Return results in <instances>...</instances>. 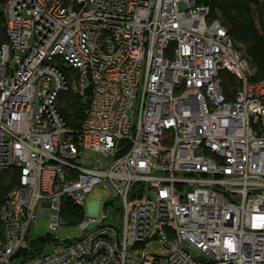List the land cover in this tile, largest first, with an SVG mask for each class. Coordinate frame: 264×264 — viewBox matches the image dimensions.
Masks as SVG:
<instances>
[{
    "label": "built area",
    "instance_id": "2783aa9c",
    "mask_svg": "<svg viewBox=\"0 0 264 264\" xmlns=\"http://www.w3.org/2000/svg\"><path fill=\"white\" fill-rule=\"evenodd\" d=\"M208 1L6 0L0 264H162L153 242L166 264H264V82ZM224 71L241 84L231 101ZM68 91L90 102L77 134ZM97 187L122 218L106 202L80 239L15 259L39 208L58 234L64 201L83 209Z\"/></svg>",
    "mask_w": 264,
    "mask_h": 264
},
{
    "label": "trees",
    "instance_id": "16d2710c",
    "mask_svg": "<svg viewBox=\"0 0 264 264\" xmlns=\"http://www.w3.org/2000/svg\"><path fill=\"white\" fill-rule=\"evenodd\" d=\"M202 1V0H201ZM6 0H0V46L8 43L7 22L5 17ZM210 19L218 20L226 29L229 38L235 43L238 53L256 71L251 81L264 82V0H209ZM222 91L226 100H233L240 88V81L230 72L221 73ZM58 109L73 133L82 129L88 115L89 103L73 91L62 93L58 99ZM11 178V177H10ZM14 177L11 179V181ZM7 185L2 184L6 189ZM63 205V220L67 225H79L84 220L83 209L67 199ZM106 211L113 214L112 220L122 218V206L118 199L106 204ZM67 214V217L65 215ZM0 231V242L3 240ZM53 237H27L28 249L21 251L15 259L23 261L34 259L46 252V246Z\"/></svg>",
    "mask_w": 264,
    "mask_h": 264
},
{
    "label": "rangeland",
    "instance_id": "374dc122",
    "mask_svg": "<svg viewBox=\"0 0 264 264\" xmlns=\"http://www.w3.org/2000/svg\"><path fill=\"white\" fill-rule=\"evenodd\" d=\"M181 10H185L186 6L184 4H181L180 6ZM256 71H253V76L255 77ZM117 194H115L112 191H105L102 189V187H97L94 189V191L89 194L84 202H83V214L84 219L85 218H93L97 220H102L103 217H105V213L103 210L100 209V206H104L106 202H114L117 199ZM37 231L35 229V226L31 228L30 231V237L32 238H47L51 237L52 235L55 237H59V240L61 242H71L77 239H80V237L83 236V232L79 228L78 225L69 226L66 224V220H64V227L61 229L60 233L58 234H52L50 232L49 223L46 220L44 216V210L42 208H39L37 210ZM68 213H65L67 217ZM100 223H93L90 225L89 232H92L95 230ZM149 250L151 253L155 254L156 256L162 257V264H166V261L164 260L167 256L166 250L158 243L153 242L149 245Z\"/></svg>",
    "mask_w": 264,
    "mask_h": 264
}]
</instances>
